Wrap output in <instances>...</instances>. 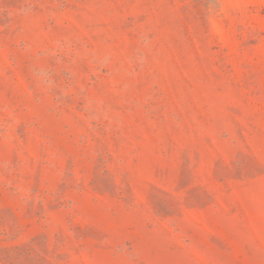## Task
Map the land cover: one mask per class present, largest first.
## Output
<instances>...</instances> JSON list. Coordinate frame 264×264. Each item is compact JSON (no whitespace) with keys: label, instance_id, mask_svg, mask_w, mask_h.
Listing matches in <instances>:
<instances>
[{"label":"rangeland","instance_id":"1","mask_svg":"<svg viewBox=\"0 0 264 264\" xmlns=\"http://www.w3.org/2000/svg\"><path fill=\"white\" fill-rule=\"evenodd\" d=\"M0 264H264V0H0Z\"/></svg>","mask_w":264,"mask_h":264}]
</instances>
